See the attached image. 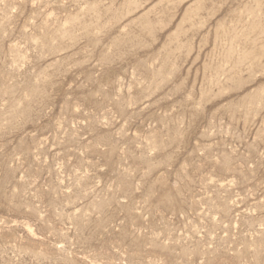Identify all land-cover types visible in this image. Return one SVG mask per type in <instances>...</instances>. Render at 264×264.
Returning a JSON list of instances; mask_svg holds the SVG:
<instances>
[{"label":"rangeland","instance_id":"374dc122","mask_svg":"<svg viewBox=\"0 0 264 264\" xmlns=\"http://www.w3.org/2000/svg\"><path fill=\"white\" fill-rule=\"evenodd\" d=\"M0 264H264V0H0Z\"/></svg>","mask_w":264,"mask_h":264}]
</instances>
